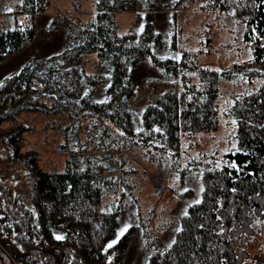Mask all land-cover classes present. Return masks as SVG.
<instances>
[{"label":"trees","instance_id":"1","mask_svg":"<svg viewBox=\"0 0 264 264\" xmlns=\"http://www.w3.org/2000/svg\"><path fill=\"white\" fill-rule=\"evenodd\" d=\"M93 1V20L80 23L64 13L61 47L44 54L35 50L0 82V143L5 156L20 164L28 185L26 201L0 175V264H125L134 225L120 235V202H102L118 186L131 195L124 159L116 160L115 152L136 143L148 148V156L176 162L182 138H199L216 128L220 84L236 72L247 74L249 83L262 79L237 92L226 106L232 123L221 155L170 167V173L178 171L171 186L184 185L185 168L198 170L201 186L196 193L177 192L191 201L167 224L172 229L166 243L142 216L138 223L148 249L144 264H264V0ZM48 4L13 0V13L25 19L8 25L0 21V63L34 40L33 19ZM138 6L143 9L139 31L118 34L114 14ZM183 6L211 16L200 23L205 32L198 33L195 50L182 41L177 25L176 10ZM166 11L167 37L157 22L158 13ZM218 24L232 39L228 51L239 58L248 55L230 68L199 64L203 47L205 54L217 50L207 45L213 39L210 29ZM91 53L96 71L88 73L82 57ZM144 61L162 78L149 76L148 91L137 107L134 79ZM22 110L68 114L75 121L64 133L72 139L79 119L89 121L97 128L95 136L88 134L94 150L78 146L62 170H44L34 152L21 150L23 126H2Z\"/></svg>","mask_w":264,"mask_h":264},{"label":"rangeland","instance_id":"2","mask_svg":"<svg viewBox=\"0 0 264 264\" xmlns=\"http://www.w3.org/2000/svg\"><path fill=\"white\" fill-rule=\"evenodd\" d=\"M165 3L172 0H164ZM93 0H49V4L44 13L35 15L33 22L35 27L34 40L27 46H24L18 53L13 54L3 63H0V82L4 77L13 74L18 70L23 62L39 50L40 54L57 50L64 41L65 17L68 16L77 19V22L84 23L93 20L95 16ZM143 9L137 7L134 10L120 11L114 14L116 21V32L124 34L132 31H139L140 20ZM177 25L181 29V39L188 43L189 47L196 49L200 39L198 33L205 32L200 25L202 20L210 21L211 16L194 14L191 8L187 6L177 7ZM158 13L157 22L164 30L165 37L168 36L167 17ZM18 22L25 19L22 15L13 13V0H0V21L8 25L12 20ZM76 22V23H77ZM226 23H230L229 19ZM218 29H210L209 34L213 35L210 40L209 49L215 47L216 51L205 54L206 46L199 52V64L207 65L214 69L230 68L234 62H240L241 59L248 57L245 53L242 58L238 54L228 51V44H232V39L227 35L224 25L218 24ZM86 72L96 71V56L88 54L82 57ZM158 75V71L151 69L149 62H142L137 68L134 79V104L140 107L142 100L147 93L146 80L149 76ZM247 74L236 72L230 79L224 80L220 84L219 101H218V122L216 128L202 132L199 138H182L180 142V155L175 162L171 157H161L158 155L148 156V148H141L138 144H132L130 149L122 145V149L115 152L116 160L124 161L122 166L128 170L124 180L130 188L131 195L134 196L137 204L127 194H122L123 188L118 186L115 193H106L102 199L103 205H115L120 202L123 213L120 220L118 233L124 232L130 224L134 225L133 239L130 242L124 255L125 264H144L145 255L148 249H145V242L142 239L141 227L138 223V217L144 218L151 226L152 232L156 233L162 243H166V235L171 231L172 222L184 210L185 206L190 203L191 197L182 196L179 198L177 192H183L186 189H193L196 193L201 184L198 182V170L184 169V177L181 180L184 185L177 187L176 184L171 186V182L178 179V171L170 173V167L181 168L189 167V162L193 158H203L214 154L221 155L227 147V128L230 127L232 119L226 115V106L230 104L232 98L242 89L256 87L260 79H254V83L247 82ZM36 87V83H31ZM249 89V90H250ZM82 123L77 131V138L72 139L71 133L65 135L64 127L73 124L74 118L69 115L56 114L49 111H26L22 110L14 118L7 117L2 126L7 128L20 124L21 129V150L31 151L37 155L38 165L44 170H62L64 161L69 157L71 150H77V147L91 148L94 150L93 143L90 141L88 134L96 135L97 128L89 121ZM100 126V122H99ZM119 140V139H118ZM123 143V142H122ZM96 150V149H95ZM123 156V157H121ZM211 159V157H206ZM191 168V167H190ZM132 170V171H131ZM173 170V169H172ZM178 170V169H177ZM0 175L4 176L8 186L13 192L25 194L28 188L23 170L20 164L10 160L5 156V148L0 143ZM173 180V181H172ZM124 191V190H123ZM121 194V195H120ZM24 199L27 201V196ZM166 236V237H165Z\"/></svg>","mask_w":264,"mask_h":264},{"label":"snow or ice","instance_id":"3","mask_svg":"<svg viewBox=\"0 0 264 264\" xmlns=\"http://www.w3.org/2000/svg\"><path fill=\"white\" fill-rule=\"evenodd\" d=\"M197 203H199V201H197ZM120 235H123V231L120 233ZM62 237H57V239H61ZM115 243V241L113 242ZM112 245L110 244L109 247H111Z\"/></svg>","mask_w":264,"mask_h":264}]
</instances>
